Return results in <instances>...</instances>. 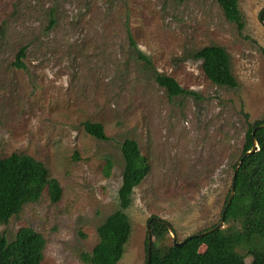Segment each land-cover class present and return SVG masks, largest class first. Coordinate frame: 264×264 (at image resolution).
Instances as JSON below:
<instances>
[{
	"label": "rangeland",
	"instance_id": "obj_1",
	"mask_svg": "<svg viewBox=\"0 0 264 264\" xmlns=\"http://www.w3.org/2000/svg\"><path fill=\"white\" fill-rule=\"evenodd\" d=\"M263 6L238 0L239 27L215 0H0V157L28 154L61 187L58 201L43 191L0 234L29 226L45 239L39 264H90L82 254L120 207L124 138L150 169L125 211L131 233L117 264H145L152 216L177 240L217 224L247 122L264 118ZM207 45L224 48L236 85L204 74L192 54ZM158 73L189 93L169 96ZM86 121L107 138L86 133Z\"/></svg>",
	"mask_w": 264,
	"mask_h": 264
},
{
	"label": "trees",
	"instance_id": "obj_2",
	"mask_svg": "<svg viewBox=\"0 0 264 264\" xmlns=\"http://www.w3.org/2000/svg\"><path fill=\"white\" fill-rule=\"evenodd\" d=\"M215 1L227 20L242 26L238 0ZM131 44L134 46L132 41ZM23 56L24 51L21 49L14 62L17 67H23ZM192 56L201 60L202 70L211 82L236 85L223 47L207 45ZM155 80L171 97L189 93L170 76L158 73ZM261 123H264V118L247 122L241 153L232 164L233 173L237 161L241 159L235 175L234 193L224 213L226 226L214 229L216 224H213L186 236L182 244L176 246L173 242L165 241L168 237L166 223L153 220L149 225L151 236L154 237L150 245L149 264H264V127L256 128ZM83 127L86 133L95 138H107L99 123L86 121ZM252 131L257 148L244 155L252 146ZM120 150L123 158L121 182L117 191L120 207L106 216L97 227L98 241L91 252L82 254V260L90 264H117L121 258L131 233V224L125 211L132 202L133 189L150 169L135 139L124 138ZM111 167L112 162L107 158L103 168L105 176L110 174ZM45 190L51 201L59 200L61 187L55 178L48 176L46 167L40 161L19 153L0 157V225L7 223L23 205L38 201ZM228 194L229 191L222 209ZM200 245H204L202 252L199 251ZM44 246L42 234L29 226L19 227L11 240L0 234V264H39ZM147 246L146 237V251ZM240 249L244 252L241 253ZM247 256L250 257L249 262L245 260Z\"/></svg>",
	"mask_w": 264,
	"mask_h": 264
},
{
	"label": "water",
	"instance_id": "obj_3",
	"mask_svg": "<svg viewBox=\"0 0 264 264\" xmlns=\"http://www.w3.org/2000/svg\"><path fill=\"white\" fill-rule=\"evenodd\" d=\"M263 14H264V11H262L259 14V19H260V21H261V23H262V25L264 27ZM260 127H264V123H261V124H259V125L256 126V128H260ZM253 134H254V131H252V138H253L252 146H251V148L248 151H246L244 153V155H247L249 153H252L255 150V148H257V142L255 141ZM240 163H241V159L237 161V163H236V165L234 167V170H233V173H232V176H231V187H230V190H229L228 198H227V201L225 203L224 208L222 209V213L220 215V220L215 225L214 229L215 228H218V227H222V223L224 222V213H225L226 207L230 203L231 198H232L233 193H234V180H235V175H236V172H237V169H238ZM153 220H155V221H162V222L166 223L168 232L172 236V242H173L174 245L178 246V245L182 244V242H183V240H177L175 238L174 233H173V230H172L171 226L169 225V223H167L166 221H164L160 217H150L147 220V223H146V237H147V245H148L147 246V251H146V264H149L150 245H151V242H152V236H151V233H150L149 225H150V222L153 221Z\"/></svg>",
	"mask_w": 264,
	"mask_h": 264
}]
</instances>
